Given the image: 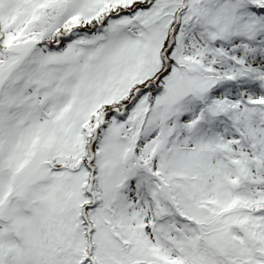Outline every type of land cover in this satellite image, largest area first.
<instances>
[{"label": "snow or ice", "instance_id": "6c2138e0", "mask_svg": "<svg viewBox=\"0 0 264 264\" xmlns=\"http://www.w3.org/2000/svg\"><path fill=\"white\" fill-rule=\"evenodd\" d=\"M0 264H264V0H0Z\"/></svg>", "mask_w": 264, "mask_h": 264}]
</instances>
